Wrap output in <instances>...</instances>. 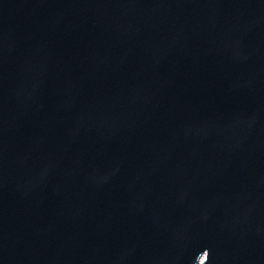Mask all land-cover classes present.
<instances>
[{"label":"water","instance_id":"95a60500","mask_svg":"<svg viewBox=\"0 0 264 264\" xmlns=\"http://www.w3.org/2000/svg\"><path fill=\"white\" fill-rule=\"evenodd\" d=\"M0 264H264V0H0Z\"/></svg>","mask_w":264,"mask_h":264}]
</instances>
